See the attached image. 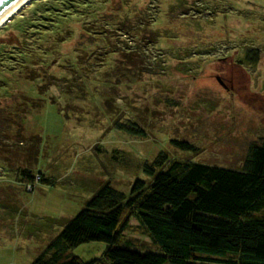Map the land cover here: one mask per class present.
Instances as JSON below:
<instances>
[{"label":"rangeland","instance_id":"1","mask_svg":"<svg viewBox=\"0 0 264 264\" xmlns=\"http://www.w3.org/2000/svg\"><path fill=\"white\" fill-rule=\"evenodd\" d=\"M0 74V99L39 102L23 131L40 135L32 172L53 180L21 185L17 160L0 152L1 197L14 207L0 203V264H31L52 255L65 220L101 184L128 194L160 153L242 164L264 138V0H30L0 25ZM1 146L22 156L28 145L10 131ZM124 233L158 250L142 228ZM105 247L70 253L89 261Z\"/></svg>","mask_w":264,"mask_h":264},{"label":"trees","instance_id":"2","mask_svg":"<svg viewBox=\"0 0 264 264\" xmlns=\"http://www.w3.org/2000/svg\"><path fill=\"white\" fill-rule=\"evenodd\" d=\"M36 77L31 70L25 71V78ZM0 81L9 80L0 74ZM3 99L0 132L13 131L15 137L25 138L28 145L22 156L0 147V152L17 160L15 180L29 189L37 182L53 183L30 168L37 160L40 135L23 131L25 112L37 108L39 102L29 101L31 98L28 103L17 102L14 95ZM11 114L17 117L15 122L10 119ZM124 128L132 133L138 131L134 127ZM175 142L181 147H193L184 140ZM144 170L150 179H135L128 194L109 182L101 184L84 207L65 220L52 243V255H40L31 264H264V138L250 143L238 167L169 159L160 153L145 164ZM0 203L9 211L14 209L1 193ZM130 217L137 220V225L132 227L128 223ZM138 227L158 250L139 249L145 247L125 235L124 231ZM91 241L106 244L100 258L83 261L70 253L72 247Z\"/></svg>","mask_w":264,"mask_h":264},{"label":"bare ground","instance_id":"3","mask_svg":"<svg viewBox=\"0 0 264 264\" xmlns=\"http://www.w3.org/2000/svg\"><path fill=\"white\" fill-rule=\"evenodd\" d=\"M29 0H15L0 13V25L21 9Z\"/></svg>","mask_w":264,"mask_h":264},{"label":"water","instance_id":"4","mask_svg":"<svg viewBox=\"0 0 264 264\" xmlns=\"http://www.w3.org/2000/svg\"><path fill=\"white\" fill-rule=\"evenodd\" d=\"M15 0H0V13L7 8L8 6H10V4H12ZM30 1V0H29ZM28 1V2H29ZM27 2V3H28Z\"/></svg>","mask_w":264,"mask_h":264}]
</instances>
